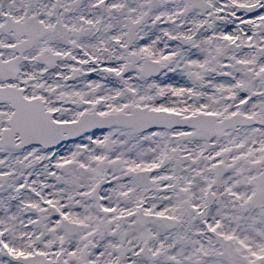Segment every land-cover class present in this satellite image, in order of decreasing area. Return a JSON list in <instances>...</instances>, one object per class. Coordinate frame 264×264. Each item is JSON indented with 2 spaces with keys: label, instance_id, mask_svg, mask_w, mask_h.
Segmentation results:
<instances>
[{
  "label": "snow or ice",
  "instance_id": "1",
  "mask_svg": "<svg viewBox=\"0 0 264 264\" xmlns=\"http://www.w3.org/2000/svg\"><path fill=\"white\" fill-rule=\"evenodd\" d=\"M0 264H264V0H0Z\"/></svg>",
  "mask_w": 264,
  "mask_h": 264
}]
</instances>
